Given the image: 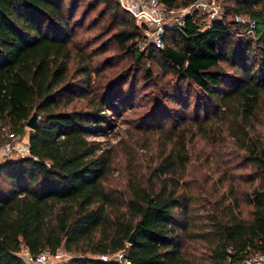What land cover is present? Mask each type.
Here are the masks:
<instances>
[{
	"label": "trees",
	"instance_id": "1",
	"mask_svg": "<svg viewBox=\"0 0 264 264\" xmlns=\"http://www.w3.org/2000/svg\"><path fill=\"white\" fill-rule=\"evenodd\" d=\"M95 1L121 18L112 33L119 46L138 59L158 58L203 90L209 102L204 116L227 106L245 119L253 115L264 91V0H230L224 16L209 22L198 10L185 12L176 43L148 42L143 48L138 42L145 37V23L120 0L88 4ZM162 1L178 8L194 0ZM78 4L0 0V143L7 129L24 134L28 118L37 112V126H28L30 152L0 160V264H28L24 250L36 254L59 248L72 253L65 264H125V259L129 264H243L264 251V135L247 125L238 126L237 143L252 169L239 178L240 202L229 197V206L222 204L209 215L207 249L199 261L184 250L189 194L177 180L140 182L120 196L106 187L111 156L101 140L90 138L103 130L99 111L105 107L97 100L95 109H68L59 98L70 86L69 39ZM235 13L255 22L254 34L235 35L246 27L233 18ZM222 61L233 71L225 70ZM119 250L122 260L95 255Z\"/></svg>",
	"mask_w": 264,
	"mask_h": 264
},
{
	"label": "rangeland",
	"instance_id": "2",
	"mask_svg": "<svg viewBox=\"0 0 264 264\" xmlns=\"http://www.w3.org/2000/svg\"><path fill=\"white\" fill-rule=\"evenodd\" d=\"M88 1L79 0L77 5L69 39L71 56L66 82L70 86L59 94L62 106L95 109L98 100L105 107L99 111L104 115L103 130L90 138L101 140L110 153L105 185L114 196L151 179L177 180L178 188L189 194V233L184 250L199 261L207 249L204 236L209 215L222 204L229 206V197L240 202L243 187L239 178L252 167L241 158L238 126L247 125L257 135H264V91L250 118L245 119L231 106L211 117L204 116L205 103L209 102L198 85L178 76L158 58L138 59L119 46L112 33L121 27V18L111 14L103 1H95L91 6ZM229 1L216 0L219 17L224 16ZM184 13L180 9L169 12L163 46L176 43V29ZM198 13L208 22L214 18L211 11ZM231 18V14L226 16ZM235 35L245 33L239 28ZM148 42L152 41L143 35L138 44L143 48ZM222 65L227 71L234 69L225 61ZM123 73L130 75L124 79ZM196 111L199 116H195ZM241 207L243 212L248 209L243 201ZM59 249L65 252V264L72 253Z\"/></svg>",
	"mask_w": 264,
	"mask_h": 264
},
{
	"label": "built area",
	"instance_id": "3",
	"mask_svg": "<svg viewBox=\"0 0 264 264\" xmlns=\"http://www.w3.org/2000/svg\"><path fill=\"white\" fill-rule=\"evenodd\" d=\"M122 5L127 8L139 22L146 24L145 37L158 46H163V35L166 26V19L169 12L175 9L188 12L192 10L211 11L214 18L219 17V4L216 0H194L191 4L180 6L178 8H169L162 0H120ZM211 6V9L209 8ZM233 18L239 22H246L243 29L245 34H254L255 22L247 16L235 13ZM180 24L183 22L182 17L179 19ZM30 152L29 133L22 135L7 129L6 138L0 143V157L15 158L27 155ZM27 256L28 264H64L62 261L65 252L61 249L53 252L50 249H44L36 254L24 251ZM97 257L103 259L116 258L122 260L124 251L119 250L114 253L97 252ZM125 264H129L127 259ZM243 264H264V251L250 255L245 258Z\"/></svg>",
	"mask_w": 264,
	"mask_h": 264
},
{
	"label": "water",
	"instance_id": "4",
	"mask_svg": "<svg viewBox=\"0 0 264 264\" xmlns=\"http://www.w3.org/2000/svg\"><path fill=\"white\" fill-rule=\"evenodd\" d=\"M27 125L31 128H35L37 126V112H33V114L28 118ZM134 239H135V234L133 231L129 237V241L133 242Z\"/></svg>",
	"mask_w": 264,
	"mask_h": 264
}]
</instances>
